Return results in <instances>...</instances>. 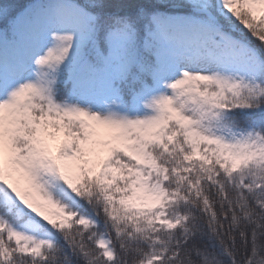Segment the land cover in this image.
<instances>
[{
  "label": "snow or ice",
  "instance_id": "snow-or-ice-1",
  "mask_svg": "<svg viewBox=\"0 0 264 264\" xmlns=\"http://www.w3.org/2000/svg\"><path fill=\"white\" fill-rule=\"evenodd\" d=\"M0 264H264V0H0Z\"/></svg>",
  "mask_w": 264,
  "mask_h": 264
},
{
  "label": "trees",
  "instance_id": "trees-1",
  "mask_svg": "<svg viewBox=\"0 0 264 264\" xmlns=\"http://www.w3.org/2000/svg\"><path fill=\"white\" fill-rule=\"evenodd\" d=\"M21 2H22V0H21Z\"/></svg>",
  "mask_w": 264,
  "mask_h": 264
}]
</instances>
